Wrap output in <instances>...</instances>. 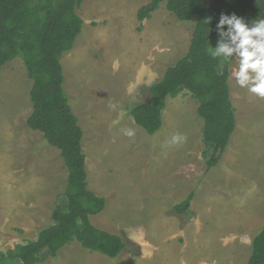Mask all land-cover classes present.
Returning a JSON list of instances; mask_svg holds the SVG:
<instances>
[{"label":"rangeland","instance_id":"374dc122","mask_svg":"<svg viewBox=\"0 0 264 264\" xmlns=\"http://www.w3.org/2000/svg\"><path fill=\"white\" fill-rule=\"evenodd\" d=\"M150 2L85 0L78 10L85 23L82 33L62 59L64 90L84 133L89 189L106 200L92 224L126 239L129 247L110 258L75 241L55 258L45 252L39 264H135L141 240L133 235L147 233L154 245L166 247L174 240L184 244L180 228L203 236L200 243L208 250L198 259L248 264L253 241L264 227V99L229 80L237 128L223 160L211 170L205 122L189 91L168 99L162 128L155 135L135 123L133 107L148 103L150 87L187 55L196 28L194 21H181L169 12L166 3L141 24L138 10ZM32 88L22 57L4 66L0 252L36 240L42 229L53 225V211L68 203L69 172L61 151L27 125L33 113ZM128 128L135 129L134 137L123 134ZM177 132L186 135L187 142L166 147V139ZM191 194L187 215L175 213L174 206ZM163 222L176 228L165 242V230H158ZM163 256L158 253L152 264H166ZM169 264L183 263L173 257Z\"/></svg>","mask_w":264,"mask_h":264},{"label":"trees","instance_id":"16d2710c","mask_svg":"<svg viewBox=\"0 0 264 264\" xmlns=\"http://www.w3.org/2000/svg\"><path fill=\"white\" fill-rule=\"evenodd\" d=\"M84 1L0 0V73L6 64L23 58L33 82V113L27 125L61 151L69 172L68 203L53 211V225L42 229L36 240L0 252V264H39L45 252L57 257L75 241L84 249L110 258L119 257L127 247L122 237L92 224L91 218L105 210L106 200L89 189L84 133L64 90L62 59L82 33L85 23L78 10ZM163 3L179 20L194 21L195 33L187 55L150 87V101L134 106L131 115L139 127L153 136L162 128L168 99L189 91L199 102L198 114L205 122L203 138L212 149L207 161L211 170L223 160L237 122L229 85L232 64L225 67L222 75L218 74L217 61L206 48L208 42L216 45L215 26L221 13H235L246 21L264 17V0H218L215 5L209 0H151L138 10V21L143 24L151 19ZM193 200L191 194L176 204L175 213H188ZM248 264H264V227L253 241Z\"/></svg>","mask_w":264,"mask_h":264},{"label":"clouds","instance_id":"9594fccd","mask_svg":"<svg viewBox=\"0 0 264 264\" xmlns=\"http://www.w3.org/2000/svg\"><path fill=\"white\" fill-rule=\"evenodd\" d=\"M207 22L210 24L211 18ZM215 32L218 37L216 45L213 47L208 42L206 51L217 61V73L222 75L225 67L235 62L230 81L264 99V17L246 21L235 13H221ZM123 134L132 138L136 132L128 128ZM186 142L187 136L177 132L166 139L165 146L180 147Z\"/></svg>","mask_w":264,"mask_h":264},{"label":"crops","instance_id":"0c3cea01","mask_svg":"<svg viewBox=\"0 0 264 264\" xmlns=\"http://www.w3.org/2000/svg\"><path fill=\"white\" fill-rule=\"evenodd\" d=\"M192 205H193V203H192ZM191 208H192V206H191ZM165 219H166V217L163 218V221ZM161 229H164L166 232L164 242H165V239L167 237L171 236L173 233L176 232L175 225H174V227L169 226V225H166V222H163L162 225L159 226L158 230H161ZM133 236L135 238L141 240L138 243H136L138 245V249L140 248V254L139 255L135 254V255H137L135 260L138 262L135 264H152V263H155V262H157V261H155V259H156L155 256L158 253H162L164 255L163 257L165 258L166 264H169L173 257L180 258L182 260L183 264H185V263L186 264H211L210 260L209 259L206 260V258H205L206 257L205 256L206 255L205 248H207V250H208V247H204L203 242L200 243V240L203 239V236L197 235V233L191 232V234H189L188 231H185V230L180 228L178 236H179V238H185L186 237L184 244H177V242H175V240H174L172 242V244H167L166 247H158V246L154 245L153 239L147 233H145L144 235H142L140 237H136L135 235H133ZM130 240H131V242H133L135 244V241H133V238ZM187 240L192 241L193 243L196 244V246H194L193 243H190ZM125 241H126V239H125ZM131 242H130V247H132ZM126 244H127V247H129L128 242H126ZM135 246L136 245H134L133 247H135ZM125 251H126V249L124 250V252ZM198 255L205 256V257L198 259L197 258Z\"/></svg>","mask_w":264,"mask_h":264}]
</instances>
